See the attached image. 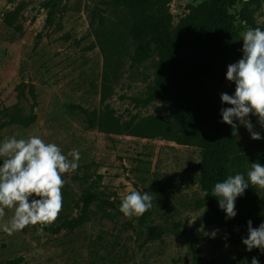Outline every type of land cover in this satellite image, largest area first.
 <instances>
[{
    "label": "rangeland",
    "instance_id": "374dc122",
    "mask_svg": "<svg viewBox=\"0 0 264 264\" xmlns=\"http://www.w3.org/2000/svg\"><path fill=\"white\" fill-rule=\"evenodd\" d=\"M101 1L0 0V125L17 109L37 115L28 128L4 127L0 142L37 135L64 154L78 149L81 157L78 168L67 174L70 179L62 189L63 206L55 221L12 235L0 230V264L15 259L20 264H198L191 245L203 256L201 264H250L247 254L242 256L245 245L232 242L226 228L213 223L209 209L200 206V149L117 124L134 115L166 116L169 105L157 101L146 108L134 106L131 97L143 95L155 78L158 55L134 64L129 42L121 57L113 55L93 15L107 9ZM203 1L173 0L174 25ZM244 1L239 0L237 8ZM104 17L103 29L111 39L127 33L126 10L109 9ZM255 17L264 24V0ZM248 29L242 28L235 39L239 46L209 77V94L223 108L231 106L222 103L221 94L234 95L236 87L226 79L228 65L242 58V34ZM249 119L259 124L256 116ZM238 131L239 141H251L246 128ZM84 187L119 208L133 190L151 193L148 222L141 223V215L125 217L97 204L82 227L47 231V226L78 217ZM13 212L5 209L0 223Z\"/></svg>",
    "mask_w": 264,
    "mask_h": 264
},
{
    "label": "trees",
    "instance_id": "16d2710c",
    "mask_svg": "<svg viewBox=\"0 0 264 264\" xmlns=\"http://www.w3.org/2000/svg\"><path fill=\"white\" fill-rule=\"evenodd\" d=\"M172 1L102 0L107 9L103 12L99 8L93 12L103 37L112 44L113 55L121 57L122 50L127 49V42L132 49L130 56L134 64L141 65L158 55L154 65L155 78L143 95L131 97L134 106L146 108L157 101L169 105L166 116L154 114L138 119V115H134L117 124L145 133L169 136L181 146L199 148L202 159L196 165V170L200 171L198 182L203 193H208L201 199L200 206L209 209L213 223L226 228L232 242L243 244L242 238L248 235V221H252L253 227L264 223L263 189L249 183V188L236 200L237 215L233 219L226 218L218 199L211 194L215 184L223 182L229 175L243 174L247 180L251 163L264 165V128L260 124L255 125V131L262 137L258 141L251 139L242 143L238 137H233L232 128L222 122L223 107L209 94V77L217 65L226 64L232 51L239 46V41L235 39L241 35L242 28L264 30V24H259L255 17L261 0H245L240 8H237L239 0H204L191 6L176 26L171 11ZM109 9L126 10L130 20L126 25L127 33L117 39H111L103 29L106 25L104 13ZM53 17L54 12L51 11L49 22ZM8 116V121L0 125V131L11 124L28 128L37 119L36 114L26 115L20 109ZM81 199L83 206L78 217L45 229L59 233L62 229L82 227L97 204L121 213L117 205L89 187L83 188ZM149 216V211H146L141 215L140 222L146 224ZM191 250L194 259L201 264L203 256L193 245ZM246 254L250 264L253 257L258 258L259 264H264V253L260 249L247 250L242 256ZM20 263V259H15L5 264Z\"/></svg>",
    "mask_w": 264,
    "mask_h": 264
},
{
    "label": "clouds",
    "instance_id": "9594fccd",
    "mask_svg": "<svg viewBox=\"0 0 264 264\" xmlns=\"http://www.w3.org/2000/svg\"><path fill=\"white\" fill-rule=\"evenodd\" d=\"M242 41V58L228 65L226 73V79L236 86L235 93H222L220 97L223 104L231 106L221 109L222 122L232 128L233 137H238L239 127L243 126L258 141L261 134L255 131L249 117L256 116L264 128V30L248 29ZM80 159L78 149L64 154L55 143H46L37 135L12 136L0 142V218L5 209H14L11 217L0 223V230L12 235L30 225L44 226L55 221L63 206L62 189L70 179L67 174L78 168ZM249 183L264 189V165L251 163L247 180L243 174H235L215 184L211 195L218 199L227 219L236 217V200ZM152 199L149 192L133 190L122 199L119 211L125 217L142 215L152 207ZM217 231L211 233L212 238ZM247 231V237L242 238L247 250L260 249L264 253V223L253 227L249 220ZM251 264H259L258 258L253 257Z\"/></svg>",
    "mask_w": 264,
    "mask_h": 264
}]
</instances>
